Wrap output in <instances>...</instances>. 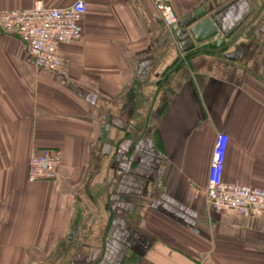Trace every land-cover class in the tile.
<instances>
[{
	"label": "crops",
	"instance_id": "crops-1",
	"mask_svg": "<svg viewBox=\"0 0 264 264\" xmlns=\"http://www.w3.org/2000/svg\"><path fill=\"white\" fill-rule=\"evenodd\" d=\"M86 2L60 71L0 28V264H264V219L206 191L219 132L225 180L264 187V0H174L189 26L231 4L225 45L188 51L153 0ZM45 149L60 177L31 182Z\"/></svg>",
	"mask_w": 264,
	"mask_h": 264
},
{
	"label": "built area",
	"instance_id": "built-area-1",
	"mask_svg": "<svg viewBox=\"0 0 264 264\" xmlns=\"http://www.w3.org/2000/svg\"><path fill=\"white\" fill-rule=\"evenodd\" d=\"M173 1L153 0L169 27L178 23ZM86 10V0H76L66 7H51L37 0L30 8L0 10V28L18 36L28 46L31 59L38 68L60 71L63 65L61 48L82 39ZM228 142L227 133L217 134L208 172V202L217 212L264 219V187L230 182L224 178ZM61 163L59 149H45L33 154L29 161V181L58 180Z\"/></svg>",
	"mask_w": 264,
	"mask_h": 264
},
{
	"label": "water",
	"instance_id": "water-1",
	"mask_svg": "<svg viewBox=\"0 0 264 264\" xmlns=\"http://www.w3.org/2000/svg\"><path fill=\"white\" fill-rule=\"evenodd\" d=\"M228 6L223 7L221 10L214 12L211 16H207L195 23L193 26L184 24V22L179 21L173 26L178 36V40L185 51L191 50L195 47L196 43L208 42V47L210 49L216 50L225 45V38H218L220 34L228 38L229 34H225L224 29L217 20L216 16L218 13L228 8ZM111 146H108L109 150Z\"/></svg>",
	"mask_w": 264,
	"mask_h": 264
}]
</instances>
